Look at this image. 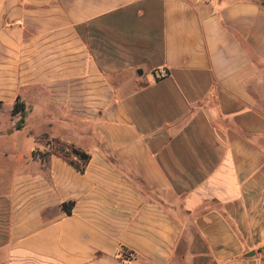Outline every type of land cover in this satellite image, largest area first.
<instances>
[{"label":"crops","instance_id":"1","mask_svg":"<svg viewBox=\"0 0 264 264\" xmlns=\"http://www.w3.org/2000/svg\"><path fill=\"white\" fill-rule=\"evenodd\" d=\"M33 96L57 130L32 134ZM17 102L35 148L0 196V264H195L198 244L264 264V0H0V112Z\"/></svg>","mask_w":264,"mask_h":264},{"label":"rangeland","instance_id":"2","mask_svg":"<svg viewBox=\"0 0 264 264\" xmlns=\"http://www.w3.org/2000/svg\"><path fill=\"white\" fill-rule=\"evenodd\" d=\"M32 105H34L35 109L33 111V120L37 121L31 124L30 128L33 131V135H37L42 130L47 128H51L52 130H57V120H51L49 122L43 121L42 116L40 115L41 108H48L50 106L49 97L38 99L35 96L31 99ZM24 106V105H23ZM25 107V106H24ZM18 114V113H16ZM21 114L19 113L16 117L11 114H5L2 111L0 112V196L11 191V183H12V174L14 172H19L20 170H25V163L29 161L32 155V151L35 148L34 142L31 138L26 136V132L20 131L21 129H17V124L21 120ZM58 119V118H57ZM66 128L63 130L64 135H66ZM54 133H58V131H54ZM41 143L45 146V150L47 152H57L60 151L61 146H58L53 142V140H49V138L44 135L41 138ZM6 152L3 151L5 150ZM46 152V153H47ZM66 155V159L77 162L73 159L72 153L63 152ZM2 183H5L2 185ZM199 245V250L201 251L198 256L200 259L197 262L195 260V264H211L212 258L208 254V250L203 247L202 244Z\"/></svg>","mask_w":264,"mask_h":264},{"label":"trees","instance_id":"3","mask_svg":"<svg viewBox=\"0 0 264 264\" xmlns=\"http://www.w3.org/2000/svg\"><path fill=\"white\" fill-rule=\"evenodd\" d=\"M16 113H21V121L17 124V129H21L22 128V119L24 117V106L22 104H19L18 102L15 103L14 105V108H13V115L16 114ZM53 142L55 144H57L58 146H61L60 149H61V152L60 151H57V152H51L52 154H55V155H58V156H61L65 159V161L70 165L72 166L77 172H80V173H83L84 170H85V166L87 165L88 161H89V156L83 152H80L78 149H76L75 147L71 146V145H67V144H64L58 140H53ZM72 153L73 157H76L79 161V164L77 162H74V161H71V160H68L66 159V155H64V153ZM36 156H39L43 162L45 163V156L46 154H43V153H39V152H33V157L35 158ZM70 206L69 204H63V209L67 212V213H70V208L67 209V207ZM120 256H121V259H124V260H131L133 259V254L131 252H127L125 250H121L119 252Z\"/></svg>","mask_w":264,"mask_h":264},{"label":"built area","instance_id":"4","mask_svg":"<svg viewBox=\"0 0 264 264\" xmlns=\"http://www.w3.org/2000/svg\"><path fill=\"white\" fill-rule=\"evenodd\" d=\"M165 75H166V72L165 71H161L158 74H156V77L157 78H161V77H164Z\"/></svg>","mask_w":264,"mask_h":264},{"label":"water","instance_id":"5","mask_svg":"<svg viewBox=\"0 0 264 264\" xmlns=\"http://www.w3.org/2000/svg\"><path fill=\"white\" fill-rule=\"evenodd\" d=\"M251 255H253V253L249 254L248 256H251Z\"/></svg>","mask_w":264,"mask_h":264}]
</instances>
